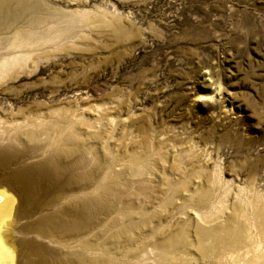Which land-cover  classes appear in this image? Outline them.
<instances>
[{"label": "rangeland", "instance_id": "rangeland-1", "mask_svg": "<svg viewBox=\"0 0 264 264\" xmlns=\"http://www.w3.org/2000/svg\"><path fill=\"white\" fill-rule=\"evenodd\" d=\"M13 1L6 0L0 12L1 41L26 26L30 15ZM29 2L45 11L80 12L84 20L100 13L104 21L71 33L66 42L76 46L35 59L0 79L1 119L13 122L45 115L74 125L81 119L86 139H92L87 126L94 125L105 159L110 151L107 166L126 172L127 179L145 164L147 176L156 178L153 186L158 189L152 186L148 197L159 195L163 207L181 215L165 219V230L195 216L196 200L208 190L217 208L210 203L199 207L203 212L240 219L264 212V0ZM23 159L28 162L22 156L0 168V188L13 192L17 202L13 214L0 222V236L15 257V262L5 264H31L41 257L50 264H67L69 256L76 255L64 245L76 238L59 228L52 234L60 242H53L47 224L69 219L62 208L82 191L68 188L64 181L43 183L34 198L27 199L30 189L11 181L15 169L25 164ZM194 192L196 197L185 194ZM113 198L119 204L125 201L120 205L130 206L131 213L144 199L132 193ZM194 223L185 225L192 229L193 239ZM30 231H40L43 237ZM156 231L148 233L153 237L164 230Z\"/></svg>", "mask_w": 264, "mask_h": 264}, {"label": "bare ground", "instance_id": "bare-ground-1", "mask_svg": "<svg viewBox=\"0 0 264 264\" xmlns=\"http://www.w3.org/2000/svg\"><path fill=\"white\" fill-rule=\"evenodd\" d=\"M5 1H0V12H4ZM15 1L18 10L21 9L25 13L29 11L30 15L26 26L18 27L5 41L0 40L2 45L0 46V79L18 68L22 69L29 66L30 62L35 59L76 46L75 43L66 42L71 33L81 26L82 28L83 26L86 27L85 24L96 27L104 21L100 20L103 18L100 13L84 20V14L80 12L60 8L45 11L40 4L31 6L32 3L29 4L31 2L29 0ZM12 2L14 1L12 0ZM83 35L85 37V33ZM80 120L77 119L79 125L77 123L74 125L67 124V122L62 124L59 119L50 121L49 117H45V115L13 122H6L0 118V168H5L19 157H26L28 162L25 163L23 159L25 164L15 169L11 181L14 184L25 186L28 190L30 189L29 192L25 193L27 199L32 198L36 194L35 190L43 183L52 185L55 182L64 181L68 188H78L82 191L81 193L79 191L78 197L77 194L75 195L77 198L73 199V197L68 196L69 200L73 199V201L66 202L68 204L62 208V212L69 215V219L62 220L61 217L59 219L62 221L58 220L55 223L47 224L48 232L53 239H50V236L47 237L53 242L58 239L54 236L55 234H52V231L59 228V232L62 234H69L76 238V240L73 239L74 241L64 245L66 248L72 249L70 251L76 255L69 256L67 264H194V262L199 264H207L208 262L209 264H264V212L258 213L252 218L242 217L243 219L233 214L223 217L218 212L205 210L203 212L201 211L202 208L210 203H213L212 206L215 210L217 208V203L215 204L210 197V192L213 193V191L207 188L205 190L208 191H204L198 196L199 198L197 197L198 208H195L197 214L193 217L187 215V218L183 217L184 219L176 221L173 226L165 230L164 220L168 217L172 220L176 212L163 207L164 203L160 200L159 195L155 194V196L148 197L154 192L151 189L155 187L153 182L156 178L147 176L149 174V172L146 173L147 166L144 164L138 169H134L136 171H132V177L127 179L124 177L127 174L125 171L123 175L122 171L107 166L106 160L111 159V155L109 154L110 151L107 152V150L103 153L107 154L108 158L106 156L105 159V156L103 157L101 154L103 150L100 149H103L104 146H102L103 140L99 139L98 128L96 129L94 125L93 127L91 125L90 128H92L89 129L87 126L86 130L92 139H86L88 137L85 138L81 130L82 127H79L85 123ZM107 148L109 147L107 146ZM114 157L113 159H116ZM109 164L110 162H108ZM8 179L10 180V178ZM138 184L143 185L144 188L138 187ZM173 188L171 187V189ZM131 193L144 197L143 200L140 198L141 202H138V206H135L134 203L135 207H133L134 212L132 213L129 212L130 206L128 209L127 206L125 208V205H120L125 201L119 204L120 200L117 202L113 198L115 195L119 196L120 194L121 197V195ZM170 194L168 199H170ZM185 194L196 197L195 192L194 194ZM15 197V194L7 188H0V222L5 219V216L8 217L15 211V207H17ZM136 197L138 196L136 195ZM173 197L174 201L179 198ZM148 198L151 200L149 201ZM191 198L193 199V197ZM129 200L131 201L130 196ZM148 201L150 202L149 206L146 205ZM177 201L180 200L177 199ZM62 203L65 204V202ZM62 203L60 205H63ZM149 207H154V209L150 210ZM57 210L59 211V208ZM100 215L102 218H99ZM180 216L178 215V217ZM47 218L49 219L50 216ZM66 218L68 217L66 216ZM37 220L35 219V221ZM191 221L195 222L194 234L196 237L194 239L192 238L194 235L191 236L192 229L190 230L185 226ZM41 224H38L39 227L43 226ZM158 230L164 231L160 233L161 235L154 233L153 237L151 232L148 233L149 231L158 232ZM36 233L40 234V231ZM36 233L33 232L32 235ZM41 233L44 232L41 231ZM156 234L158 235L156 236ZM62 236L61 239H63ZM41 237L43 236L41 235ZM151 237L153 240L151 239L148 243L145 242ZM38 238L39 236L36 239ZM3 240L4 237L2 239L0 236V264L11 263L14 261V259L11 261L14 253L10 252L8 245L6 246V242L4 243ZM180 241L181 243H179ZM143 242L144 246L141 247L139 244ZM139 246L140 249L137 248ZM12 250L14 249L12 248ZM67 254L69 255V253ZM41 258H37L38 261L34 260L31 264H46L47 260L44 259L45 262H43Z\"/></svg>", "mask_w": 264, "mask_h": 264}]
</instances>
